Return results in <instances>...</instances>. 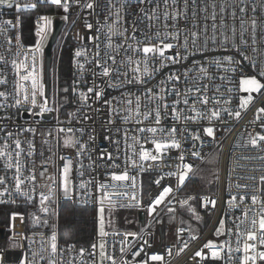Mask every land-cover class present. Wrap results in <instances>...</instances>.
Here are the masks:
<instances>
[{"label":"snow or ice","instance_id":"1","mask_svg":"<svg viewBox=\"0 0 264 264\" xmlns=\"http://www.w3.org/2000/svg\"><path fill=\"white\" fill-rule=\"evenodd\" d=\"M39 0H37V3ZM37 3L26 2L21 4L20 0H0V9L15 10V20L4 19L0 20V35H3L4 42L7 45V51L12 50L13 37L9 34L10 30L16 29L20 24V13L29 9H36ZM44 3L50 6H55L57 11L61 10L65 13L62 19L68 20L70 9L73 6L79 9H95L101 6L97 0H44ZM128 0H123L117 7L114 0H104L103 7L108 13L104 20L107 25L108 31L106 36V50H101L100 33L101 29L96 28L95 34L90 38L92 44V54L88 55L87 45L84 48L77 49L74 53L75 60L73 61L75 67L81 73L80 77L73 80L71 85H65L60 88L55 78V70H53V96L50 99L46 93V83L43 76V60H42V43L47 36L46 28H41L37 25L36 35L40 37L33 49H29L23 53V59L13 58L10 62L12 74L15 79L13 81L14 95L12 96V103H7L9 93L0 91V97L4 98L6 103L0 104V133L3 135V144L0 145V159H3V167L5 175L0 176V204L11 202L15 203V199L6 201L3 199L5 196L12 197V192L8 184V180L14 181L15 193L24 196L27 200L31 201L32 197L27 195L24 189L26 181H36V172L39 171L40 175L47 180H51L57 185L56 192H62L65 199H72L75 201L76 185L74 177L70 178L72 172V160H65L61 156V160H65L62 166V172L59 179H55L49 172L47 161H42L39 168H28L27 164H22L21 157L26 156L32 158L35 154L34 141L27 139H19V136L24 133H31L33 137L39 129L33 127L32 124H42L43 118L48 114L57 113L54 117L56 123L52 127L60 138L63 134V146L65 148H73L76 150V157L79 160L83 154L88 151L89 143L81 142L79 138L74 135L70 136L69 133L80 131L73 127H63V121L59 118L61 111L60 99L64 103L77 105L75 112H69L68 123L71 125L73 119L83 123L84 121L94 120V117L89 115L88 109L91 112L99 114V105L103 102L104 110L108 115L107 125H112L115 120L111 117H119L124 125L135 124V128L123 129L124 143H125V157L126 161L131 160L132 164L127 165L122 171H115L120 169V164L117 162L120 159V140H112V129L108 128L107 135L104 137L108 139L109 143L116 145V154L109 152L106 156L103 153L99 154L97 160H93L89 155L88 159L92 165L99 167L102 163L105 166V179L100 180L95 176L88 180L81 179L79 188L83 190L82 195L88 196L90 193L91 200L94 204L98 203L97 220L99 223L98 240L93 241L89 247H80L79 256L80 264H105L106 261L110 264H149L152 262H161L163 264L164 256L157 253H147L146 247H152L151 240H142L141 243L133 244L129 237L136 240L139 233L127 231L124 232L123 239L120 243L123 245L120 248L121 256L124 257L122 261H118L114 254L109 255L107 252L108 241L105 239L110 233L105 229L104 213L105 203L109 206L117 204L121 198L127 199L129 203L120 202V207H141L142 197H137V176L129 172V167L138 168L137 175L145 171L143 164H137L134 157L138 155L139 161H157L161 155H167L172 149H181V140L177 138L180 134L185 143L189 139L192 141L191 155L203 160L202 152L196 150V142L201 141V149L203 148L204 136L213 137L215 141L214 127L216 122L224 123L222 111L227 112L229 117L235 119L241 118L242 110L248 108L249 103L253 97L251 93H260L264 89V83H261L256 76L249 78H242L240 80V91L249 93L247 98H241L238 110L231 108H220L218 105L230 103V97H218L216 95H209L210 91L219 93L222 85H216L215 81L220 70L223 72H236V65H242L243 61H249L253 69L257 68V60L250 57L247 53L249 50L252 53H259L264 56V47L258 48L257 44L264 42V21H258L257 5L251 6V13L249 15V7L245 0H238V4L231 5L232 11H227L229 5L224 0H221L217 6L216 0H137L138 12L133 13L136 20L131 22L132 32L129 34L128 28L122 25L121 10L126 7ZM211 7V13L208 9ZM218 9V10H217ZM259 10L264 11V0H260ZM205 13H208L205 15ZM219 15V22L217 17ZM189 16L194 21L189 25ZM114 17L111 24H108L110 18ZM203 17V23H200V18ZM228 17L233 21L232 24L227 23ZM39 20L44 21L45 26L51 24V19L47 15H41ZM147 21V30H142L140 24ZM211 21V30L209 29L208 21ZM236 21L239 22V28L235 26ZM99 23V21H97ZM161 25V26H157ZM7 26V27H6ZM89 30L93 29L91 23L85 25ZM139 33V35H137ZM116 38L114 44L113 38ZM18 50L16 57L22 55L19 50L20 35L14 37ZM114 45V46H113ZM124 51L125 59L117 61V55L120 51ZM115 54H112V53ZM133 53L129 56L128 53ZM208 52H219L220 55L210 56ZM199 55L201 59H195ZM29 56L31 63H29ZM38 56L40 60V71H38L37 63ZM191 60V66H187V62ZM111 61V63H109ZM0 63L8 65V61L3 55H0ZM93 65L91 69L87 65ZM179 66V67H176ZM215 67L217 74H213L210 69ZM169 69L167 73L164 69ZM91 72V81H84L81 86V78L86 72ZM162 78L155 84L152 81L157 76ZM259 76L264 77V66L260 67ZM219 79L224 82L235 85L234 77L227 75H220ZM208 81V82H206ZM23 82V83H22ZM30 82V89L28 83ZM8 79L5 77L0 79V84H7ZM106 84L108 88L120 91L121 99L112 97L106 98V94L102 85ZM151 85V87H149ZM139 86V87H137ZM86 88V91L84 90ZM135 89V91L133 90ZM234 89L229 88L231 93ZM65 95L59 97V92ZM264 95V93H262ZM212 105L209 107V105ZM119 105L120 107H117ZM200 105V107H197ZM21 106L23 110L28 112L32 117V124L27 127H18L14 132L10 124L18 118ZM12 109H15L13 112ZM258 113H264V108L257 109ZM171 118L173 124L170 127H164L162 122ZM260 116L257 115L252 123L259 120ZM208 121L207 125L202 122ZM146 121H151L153 126H144ZM103 125V121L101 122ZM182 127H177L179 124ZM189 124H196L197 128H190ZM264 127V121L261 122ZM202 129V132H201ZM95 131V130H93ZM121 129H117V132ZM131 133V135H130ZM144 133H151L150 136L142 135ZM49 135L52 131L49 130ZM140 134V135H138ZM16 136V139H13ZM94 135H89V142H94ZM129 140L131 143H129ZM143 141V143L141 142ZM27 143L28 150L25 152L23 144ZM144 143L154 145V150L144 148ZM13 144L15 148L13 149ZM248 144L253 149L259 148L264 151V134L258 133L252 135L249 133ZM138 146V151H137ZM128 149L132 150V154H128ZM186 151V149L184 150ZM184 151H181L179 160L181 165L176 166L177 171L168 172L170 177L177 178V188L185 185L186 179L190 174H194L196 166L191 162L185 161ZM264 160V156L257 157ZM35 163V161H33ZM171 168L172 165H166ZM84 165L80 164L77 171L81 177L85 175L83 169ZM14 169V175L9 177L7 172ZM94 170V168H93ZM31 172V175L25 176L24 172ZM219 179V174H216ZM245 179V177H240ZM246 179L259 183V191L261 196L249 193L248 184H237L241 192L236 194L229 191V199L227 204L232 209H241L244 219L234 217V222L239 220L240 223L235 224V232L233 229H227L225 233V219L219 220V227L215 229L218 235L228 234L236 236V248L234 251L241 252V238L243 239V255L233 257L231 255L233 249L230 246L228 249V260H239V264H257V261H264V174L256 176H249ZM154 183L162 190L153 195L149 193V201L146 205L147 214L149 217L157 212L158 206L162 204H171V199H167L174 191L172 187H164L160 179H156ZM35 183L32 184V189L35 191ZM47 187V185H46ZM142 187V186H141ZM253 193L257 190L256 183L251 186ZM127 189H131V195ZM95 193H99L97 197ZM53 189L49 187L48 193H40V211L45 215L50 212V204L52 203ZM251 199V204L246 203L247 199ZM117 198V199H114ZM200 200L204 202L205 208L210 204L212 207L208 209L211 211L216 208L218 201L210 197L189 196L187 199L181 200L182 206L187 205L190 200ZM47 202V203H46ZM134 202V203H133ZM168 212H173L172 207H168ZM191 210V209H190ZM195 215V212L193 211ZM251 214V215H250ZM19 213L13 212L11 219L15 220ZM158 215V213H157ZM198 220L199 216L196 217ZM21 221L23 217L21 216ZM49 220L47 218L36 217L35 227H47ZM241 225H245L243 232ZM181 230H178V232ZM111 235H121L120 232H113ZM41 247L38 251H31V259L27 255L23 257H16L14 261L7 259V253L0 250V264H65L64 256L66 253L76 251L74 243L66 244L64 248H60L58 243V235L56 231H52L50 237L45 238L44 233H40ZM179 240V235L177 236ZM195 240V236L190 237ZM204 249L211 252L213 260H221V251L224 248L223 244L217 245L212 241L204 244ZM188 248V241H184L183 245L179 248L183 252ZM165 251L171 254V248H166ZM85 256L88 259H85ZM127 257H130L129 260ZM195 257H199L201 261L205 259L202 255V250L195 252ZM67 264H77L75 258L69 260Z\"/></svg>","mask_w":264,"mask_h":264},{"label":"built area","instance_id":"2","mask_svg":"<svg viewBox=\"0 0 264 264\" xmlns=\"http://www.w3.org/2000/svg\"><path fill=\"white\" fill-rule=\"evenodd\" d=\"M32 2L37 3V0H20V3ZM104 0H97V3L101 6L96 7L95 9H79L76 6H73L70 9L69 19L64 20L62 16L65 15L62 9L57 11L55 6H50L44 3V0H39L37 3L36 9H29L27 11H23L20 13V24L16 29L10 30V35L13 37L12 41V50L11 52L7 51V45L4 42L3 35H0V55H3L5 59L9 62L6 66L3 63H0V79L7 78L8 83L0 84V91H6L9 93V99L7 103H12V96L14 95V86L13 81L17 79L12 74V69L10 66V62L13 58L18 60L23 59V53H26L29 49H33L40 39L36 35L37 25L41 28H46L47 36L44 38V41L41 45L42 47V60H43V76L45 82V64H44V48L52 34L53 30V21L55 18H60L63 20L64 23L67 24L65 21L69 22L66 32L63 35V38L60 42V45L56 51V57L54 61L53 70H55V78L57 81L56 73L58 68V58L59 54L64 47L70 51V80L69 85L72 84L73 80L77 77L81 76L79 70L75 67L73 61L76 59L74 53L77 49L84 48L87 45V52L88 55L91 56L92 54V44L90 42V38L93 34H95V29L100 28V39L101 41H105V43L101 44L102 54L103 51L106 50V36L105 34L108 31L107 25H105V16L108 14L105 11V8L102 6ZM123 0H114L117 7H119L120 3ZM221 0H216L217 6H219ZM224 2L229 5L227 11L230 13L232 11L231 5L238 4V0H224ZM246 4L249 7V15L251 16V6L253 4L257 5L258 12L257 18L258 21H264V11L259 10L260 0H245ZM50 6L52 9V13L48 12H40L38 9L40 7H47ZM218 10V9H217ZM212 9L209 7L208 13H211ZM25 12H34L32 18V32L31 38L29 35V42H26L25 38L23 37L22 32V17L21 14ZM138 12L137 7V0H128V3L124 9L121 10L122 16V25L128 28L129 34L132 32L131 22L136 20V16L133 13ZM55 13H58L56 15ZM208 13H205L207 15ZM41 15H47L51 19V24L45 26L44 21L39 20ZM16 13L15 10H7V9H0V20L4 19H12L15 20ZM114 20V17L110 18L108 24H111ZM99 21V23H97ZM217 22H219V15L217 17ZM87 23H91L93 25V29L89 30L85 25ZM147 21L145 20L142 24H140V28L142 30H147ZM194 23L191 20V16H189V25ZM200 23H203V17L200 18ZM228 24H232L233 21L230 17L227 19ZM209 29L211 30V21H208ZM62 25V27H63ZM161 26V25H157ZM235 26L237 29L239 28V22L236 21ZM7 27V26H6ZM61 27L60 31L63 29ZM264 27V25H262ZM59 31V33H60ZM20 35V47L19 50L21 51L22 55L16 57V52L18 50V46L16 45V41L14 39L15 35ZM139 35V33H137ZM58 37V36H57ZM31 40V42H30ZM114 44L116 42V38H113ZM114 46V45H113ZM258 48L264 47V42H260L257 44ZM112 54H115L114 52ZM219 52H208L207 55L216 56L220 55ZM250 57H254L257 60V68L253 69L252 65L249 61H243L242 65H236V72H228L225 73L223 70H220L217 79L215 81L216 85H222L221 91L219 93L211 92L209 95H216L218 97L224 98H231L230 103L223 104L221 102L218 107L220 108H231L233 110H238L240 105L241 98H247L249 93L241 92L240 91V80L243 77H250L256 76L259 78L262 83H264V77L258 75L260 67L264 66V56H261L259 53H252L250 50L247 53ZM129 56H132L133 53L129 52ZM195 59H201L199 55L194 57ZM38 63L37 68L40 71V60L41 57L38 56ZM121 59H125L124 51L121 50L119 55H117V61ZM29 63H31V57L29 56ZM111 63V61H109ZM187 66H191V60L187 62ZM87 68L91 69L93 65L89 64L86 66ZM179 67V66H176ZM51 69V64H50ZM169 69H164V72L167 73ZM213 74H217V69L213 67L210 69ZM50 72V70H49ZM220 75H227L229 77H234L235 85L228 83L227 81L222 82L219 79ZM162 77L157 76L155 80L152 81V84L157 83ZM92 75L91 72H86L83 74L81 78V86H83L84 81H91ZM208 82V81H206ZM23 83V82H22ZM58 83V82H57ZM28 87L30 89V82L28 83ZM51 82L49 83V98L51 99L53 96ZM104 88L106 98L111 99L112 97H116L117 99H121L120 91L114 90L112 88H108L106 84L102 85ZM139 87V86H137ZM151 87V85H149ZM229 88H233L234 90L230 93L228 91ZM86 91V88H84ZM135 91V89H133ZM54 91V88H53ZM264 89L261 90L260 93L253 92L251 93L253 99L249 103L248 108L246 110H242L241 118L235 119L233 117H229L227 112L222 111V117L224 119V123L216 122L214 127V134H215V141L213 142V137L204 136L203 138V148L201 149V141L196 142V150H200L202 152L203 160L196 159L191 155L192 152V141L189 139L187 143L184 142L183 137L178 134L177 138L181 140L182 148L181 149H172L167 155H161V158L157 161H139L138 155L134 157L137 164H143L145 166V171L139 175H137L138 168L129 167V172L132 175L137 176V188H136V195L137 197H142V204L141 207H120L119 203H129L127 199L121 198L118 200L117 204L114 206H109L107 202L105 203V209L114 213V221L118 222L119 219V212L120 211H129L133 213V219L131 222L128 223V228L119 229V227H107V231L110 233L108 237L105 239L108 241L107 252L109 255L114 254L118 261H122L124 257L121 256L120 248L123 246L120 241L123 239V233L127 231L139 233V236L136 240H133L132 237H129V240L132 241L133 244L141 243L142 240H151L152 247L147 248V253H157L164 256L163 264H239V260H228V249L229 243L231 248L233 249L231 255L233 257H239L243 255L242 248H243V239L246 237L241 238V252H236L234 249L236 248V236L223 234L218 235L215 231L217 227H219V220L221 218L225 219V233L227 229H233V233L235 232V224L240 223L239 220L234 222V217H240L241 220L244 219L241 209L244 207L241 205V209H232L227 204V200L229 197V191L231 193L236 194L241 192L242 189L237 188V184H248L249 185V193L256 194L257 196H261V192L259 189L258 180L256 182L246 179L249 176H256L264 174V160L258 159L259 156H264V151H261L259 148L253 149L250 144H248L249 140V133L252 135H256L258 133L264 134V127L261 126V122L264 121V113H258L257 109L264 108ZM6 101L4 98L0 97V104H4ZM61 105V103H60ZM69 107L62 113L60 111L59 118L63 121V127H73L74 129H79L80 131H75L74 133H69L70 136H75L79 138L80 141L88 142L89 149L86 151L83 156L77 160L76 157V150L73 148H65L63 146V134H60V138L55 131V128L52 126L55 125L56 121L54 117L57 113L48 114L49 117L37 118L43 119L42 124H32L33 117L23 110V106H21L20 113L17 119L10 124L11 129L15 132L18 127H27L29 124H32L33 127H37L39 131L35 134V137L32 136L31 133H24L19 136V139L22 141L27 139L33 140L35 149H34V156L32 158H27L26 156L21 157L22 164L26 163L28 168L36 167L39 168L42 161H47L49 172L55 179H59L60 173L62 172V166L65 160H72L73 168L72 172L70 173V178L74 177V183L76 185V196L77 199L73 201L72 199H65L62 192L57 194L56 189L57 185L54 184L51 180L45 179V177L40 175V172H36V181H26L24 184V189L27 191V195L32 197V200H27L24 196H21L14 191V181L9 179L8 184L10 187V191L12 192V197L5 196L3 199L6 201H10L11 199H15V203L6 202L0 204V208L5 207L8 208L10 211V220H9V227H8V239L9 241L17 242V246L10 247L8 245H4L0 247V250H4L7 253V259L11 262L16 259V257H23L27 255L29 259H31V251H38L41 247V236L40 233L45 234V238L50 237L52 231H56L58 233V212H59V205L61 202H69L72 206H79V205H88L92 208V224L93 229L91 232V238L89 239L88 243L85 244H75L76 251L72 253H66L64 256L65 264L73 258H75L77 264H80V256H79V248L80 247H89V245L93 242L98 240V227H97V209L99 208V204H94L91 200L90 193L88 196L82 195V189L79 188V183L81 179L88 180L91 177L95 176L97 179L103 180L105 179L104 173L106 171L104 164H100L99 167H95L92 165V162L88 159V156L91 155L93 160H97L100 153H103L105 156L112 152L116 154V145L114 143H109L108 139L104 137L107 135L108 128L112 129V140L116 141L117 139L120 140V152L119 156L120 159L117 161L120 164V169H115V171L119 172L122 171L127 165L132 164L131 160L126 161L125 157V143H124V132L123 129L127 128H135L137 127L135 124L124 125L122 120L119 117H111L115 120V123L112 125H107V119L109 118L107 113L104 110L103 102L99 105H96L100 108L99 114L95 112H91L88 109L85 111L89 112V115L94 117V120L84 121L83 123L78 122L76 119H73L71 125L68 123V116L69 112H75L77 110V105L75 103L68 104ZM212 105L210 104L209 107ZM117 107H120L117 105ZM200 107V105H197ZM14 112L15 109H12ZM3 112H0V115H3ZM259 115L260 119L256 120L255 123H252L255 117ZM104 122L103 125L101 122ZM204 125L208 124L207 120L202 122ZM164 127H170L173 124V121L169 117V119L162 122ZM144 126H153L151 121H146ZM183 124L177 125V127H182ZM190 128H197L196 124H189ZM117 129H121V131L117 132ZM49 130L52 131V135H49ZM95 130V131H93ZM202 132V129H201ZM3 135L0 133V145L3 144ZM89 135H94L95 139L94 142H89ZM131 135V133H130ZM140 135V134H138ZM142 135L150 136L151 133H144ZM16 136H13V139H16ZM143 143V141H141ZM129 143L131 141L129 140ZM13 149L15 148L13 144ZM25 152L28 150L27 143L23 144ZM144 148L148 150H154V145L150 143H144ZM186 149V151H184ZM219 150V161L217 166L211 167L210 171L212 173V177H199L197 172L199 171L200 167L203 163L215 152V150ZM128 154H132V150L128 149ZM138 151V146H137ZM181 151H184L185 161L191 162L196 166V171L194 174H190L189 178L186 179L185 185L181 188H177V178L170 177L167 175L168 172L177 171V167L182 164L179 160V155ZM61 156L65 158V160H61ZM35 161V163H33ZM4 161L0 159V176L5 175V169L3 167ZM83 164V169L80 171H84L85 175L83 177L80 176L79 165ZM172 165L171 168L167 167L166 165ZM94 168V170H93ZM219 174V179L216 178V174ZM31 172H24L25 176L31 175ZM150 174L152 178L149 180H144L143 175ZM7 175L11 177L14 175V169L7 172ZM240 177H245V179H240ZM156 179L161 180V184L164 187H172L174 191L170 194L167 199H171L172 203L169 205L167 203L158 206L157 212L153 213V217H149L146 210V205L149 201V193L153 195L157 194L161 191V188H158L157 185L154 183ZM35 183V191L32 189V184ZM256 183L257 190L253 193L252 185ZM47 185V187H46ZM150 185V188L147 189V186ZM142 186V187H141ZM53 189L52 195V203L50 204V212L49 214L45 215L40 211V193L43 192L45 194L48 193V189ZM196 187L203 188V191H195ZM0 190H2V186H0ZM129 195H131V189H127ZM98 197L99 193H95ZM198 196V197H210L214 198L218 201L216 208L209 211L211 209V205L209 204L207 208L204 206V202L202 199L195 200V212L201 214L203 216H207L209 218L208 224L203 227L197 221H193V224H190L192 228L189 226H183L180 224V212L182 208H186L187 205L192 201L190 200L187 205L182 206L180 204L181 200L187 199L189 196ZM247 199L246 203L248 205L251 204V199ZM117 199V198H114ZM47 203V202H46ZM134 203V202H133ZM168 207H172L174 209L173 212H168ZM143 211V222H140L138 218V212ZM13 212L19 213L20 215L17 216L15 220L11 219V215ZM158 213V215H157ZM251 215V214H250ZM21 216L23 217V221H21ZM47 218L49 220V225L47 227H35V218ZM170 218V222L166 220ZM245 225H241V231L243 232ZM178 230H181L178 232ZM120 232L121 235H111L113 232ZM179 235L180 239H177ZM195 236V240H191L190 237ZM184 241H188V248H186L183 252H180L179 248L183 245ZM208 241H212L214 244L220 245L223 244L224 248L221 251V260H213L211 258V252L208 249H204V244ZM229 243H225V242ZM58 243L60 248H64L66 244L70 243H63L59 239L58 235ZM166 248H171V254L169 255ZM198 250H202V255L205 256L203 261L200 260L199 257H195V252ZM258 250L260 249L258 246ZM131 260L130 257H127ZM85 259H88L85 256ZM105 264H110V262L106 261ZM149 264H161V262H152L149 261ZM257 264H264V261H257Z\"/></svg>","mask_w":264,"mask_h":264},{"label":"trees","instance_id":"3","mask_svg":"<svg viewBox=\"0 0 264 264\" xmlns=\"http://www.w3.org/2000/svg\"><path fill=\"white\" fill-rule=\"evenodd\" d=\"M53 7V6H52ZM40 12H48L52 13V9L50 6L47 7H40L38 9ZM58 15V13H55ZM34 12H25L21 14V21H22V32L23 37L25 38L26 42H29V35L31 38L32 32V18ZM31 42V40H30ZM57 82L60 88H63L65 85H69L70 80V51L68 49L62 48L59 58H58V68H57ZM59 97H63L65 94L61 91L59 92ZM61 103V112L63 113L68 104L64 103L63 99H60ZM199 187H196L195 190L198 191ZM203 189V188H201ZM194 190V191H195ZM58 235L59 239L63 243H74V244H85L89 242L91 238V232L93 229L92 224V208L88 205H79V206H72L69 202H61L59 205V212H58ZM120 213L129 214L133 217V213L129 211H120L119 212V220ZM9 220H10V211L8 208L2 207L0 208V227H3L4 230V237H0V247L6 245L8 240V227H9ZM119 229H123L119 227Z\"/></svg>","mask_w":264,"mask_h":264},{"label":"rangeland","instance_id":"4","mask_svg":"<svg viewBox=\"0 0 264 264\" xmlns=\"http://www.w3.org/2000/svg\"><path fill=\"white\" fill-rule=\"evenodd\" d=\"M67 24L64 23L63 25V29L60 31V33L58 34V37L54 43V45L52 46V55H51V69H50V82H51V88H52V93H53V77H52V73H53V66H54V61H55V57H56V51L60 45V42L63 38L64 33L67 30V27L69 25V22L65 21ZM252 77V76H250ZM243 78H249V77H243ZM259 79V78H258ZM260 80V79H259ZM260 82L262 83V81L260 80ZM219 161V150L216 149L215 152L203 163V165L200 167L199 171L197 172V175L199 177H212V173L209 172L211 167H216L217 163ZM144 180H149L150 178H152V175L150 174H144L143 175ZM150 188V185L147 186V189ZM196 191V190H195ZM192 191V192H195ZM198 191H203L201 189V187H199ZM191 209V210H190ZM193 211L195 212V204H194V200H192L189 205L186 206V208H182L181 212H180V224L181 225H185V226H189L190 228H192V226L190 224H193V221H197L201 226L205 227L208 222H209V218L207 216H203L201 214H198L195 212V215L193 214ZM120 219L118 222L114 221V213L111 211H108L105 209V213H104V221H105V229L108 230L106 228L110 227H121V228H128V223L132 221V216L129 214H125V213H120ZM98 216V213H97ZM199 216L200 219L198 220L196 217ZM167 222H170V218H168L166 220ZM97 227L99 229V223L97 220ZM8 235V234H7ZM6 245L13 247V246H17V242L15 241H9V239L7 240Z\"/></svg>","mask_w":264,"mask_h":264},{"label":"water","instance_id":"5","mask_svg":"<svg viewBox=\"0 0 264 264\" xmlns=\"http://www.w3.org/2000/svg\"><path fill=\"white\" fill-rule=\"evenodd\" d=\"M63 25V20L60 18H55L53 21V30H52V34L44 48V64H45V83H46V93L49 96V83H50V64H51V55H52V46L54 45L57 36L59 34V31L61 29ZM46 118L49 117V115L45 116ZM143 211H139L138 212V218L140 220V222H143ZM4 228L0 227V237L3 238L4 237Z\"/></svg>","mask_w":264,"mask_h":264}]
</instances>
